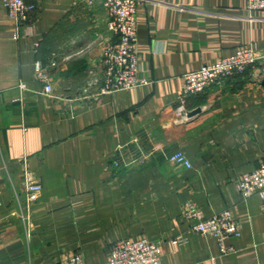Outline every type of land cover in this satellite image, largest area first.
Masks as SVG:
<instances>
[{"label": "crops", "instance_id": "crops-1", "mask_svg": "<svg viewBox=\"0 0 264 264\" xmlns=\"http://www.w3.org/2000/svg\"><path fill=\"white\" fill-rule=\"evenodd\" d=\"M25 1L34 8L17 27L0 0V264H56L75 252L109 264L114 243L143 236L161 243L160 264H264L263 199H243L237 186L264 162V60L177 112L185 73L241 47L264 55V9L140 0L148 82L101 93L104 46L117 40L102 1ZM179 150L191 167L170 159ZM25 168L43 184L29 210ZM188 202L204 216L231 209L241 231L225 241L231 251L190 230Z\"/></svg>", "mask_w": 264, "mask_h": 264}, {"label": "built area", "instance_id": "built-area-1", "mask_svg": "<svg viewBox=\"0 0 264 264\" xmlns=\"http://www.w3.org/2000/svg\"><path fill=\"white\" fill-rule=\"evenodd\" d=\"M111 20V29L117 40L109 42L103 50L104 81L101 93H114L116 91L137 87L148 82L139 75L138 57V23L136 18L137 6L140 0H101ZM8 15L15 20L17 27L29 17L34 8L25 0H1ZM251 10H263L264 0H248ZM17 36V35H16ZM264 60L253 47H241L236 52L220 60L204 64L184 75L185 87L177 107L179 115L186 112L188 97L204 92L222 79L235 73L254 67ZM264 71V67L262 68ZM36 78L44 85L46 94L53 92V85L47 67L41 61L35 64ZM25 87L24 83L20 84ZM170 159L191 167V161L181 150L175 152ZM23 186L26 190V207L29 210L32 203L37 201L43 189L41 180L25 168L23 172ZM238 190L243 199L257 194L264 202V162L251 172L243 174L237 181ZM187 219H197L190 225V230L204 235L218 238L223 252L231 251L226 247L227 239L240 235V225L232 214L230 208L204 216L202 211L193 202L184 207ZM162 256L161 243L147 237L125 238L110 247L108 255L109 264H160ZM56 264H86L81 252L60 260Z\"/></svg>", "mask_w": 264, "mask_h": 264}, {"label": "water", "instance_id": "water-1", "mask_svg": "<svg viewBox=\"0 0 264 264\" xmlns=\"http://www.w3.org/2000/svg\"><path fill=\"white\" fill-rule=\"evenodd\" d=\"M198 112H200V108L193 109L192 111H190V112L188 113V115H189V116H192V115H194V114H196V113H198Z\"/></svg>", "mask_w": 264, "mask_h": 264}]
</instances>
